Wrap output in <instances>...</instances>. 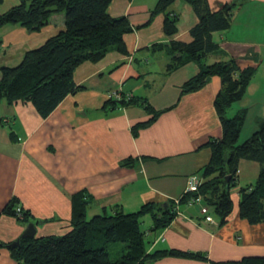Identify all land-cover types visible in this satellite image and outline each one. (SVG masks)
<instances>
[{
  "label": "crops",
  "instance_id": "1",
  "mask_svg": "<svg viewBox=\"0 0 264 264\" xmlns=\"http://www.w3.org/2000/svg\"><path fill=\"white\" fill-rule=\"evenodd\" d=\"M157 1L109 4L111 16H126L132 26L124 36L128 52L112 50L100 61L83 62L74 74L80 90L50 115L42 116L29 102L0 105L1 241L17 240L30 223H35L36 236L66 233L71 229L73 198L80 193L89 200L88 219L116 207L131 213L149 202L167 206L183 197L188 177L201 175L210 162L212 149L205 144L223 133L215 106L223 84L219 76H211L201 89L182 94V85L199 72V66L179 64L166 46L172 39L192 41L190 30L199 19L191 5L177 0L167 9L178 17V32L170 37L164 30L166 13L151 19ZM232 1L239 8L238 0H209L214 8ZM19 2L4 0L0 14ZM233 21L230 29L214 32L220 50L207 55L205 62L235 59L241 68L256 67V61L243 57L254 47L260 61L264 42L234 36L240 25L234 27ZM251 28L246 26L261 34ZM65 29L64 13L53 14L41 31L4 25L0 67L17 65L27 51ZM140 99L163 112L135 130L151 116ZM127 159L134 160L133 165H126ZM259 172V162L240 160L238 185L232 189L234 210L223 225L217 217L213 223L200 220V205L182 200L181 212L167 227L153 230L151 217L146 226L148 252L179 249L202 257L168 256L145 264H213L264 255V222L251 224L240 216L239 208L240 188L253 184ZM13 198L18 208L29 211V221L4 212ZM0 264H16L7 248H0Z\"/></svg>",
  "mask_w": 264,
  "mask_h": 264
},
{
  "label": "trees",
  "instance_id": "2",
  "mask_svg": "<svg viewBox=\"0 0 264 264\" xmlns=\"http://www.w3.org/2000/svg\"><path fill=\"white\" fill-rule=\"evenodd\" d=\"M3 1L0 0V5ZM112 1L20 0L0 14V29L6 24H19L29 31H41L55 13H64L66 24L64 31L27 51L17 65L0 67V105L2 102H29L46 117L69 94L80 90L74 74L83 62L100 61L112 50L127 53L124 36L132 31V26L126 16L114 17L109 14L108 7ZM176 1L158 0L151 11V19L157 14L166 13L164 30L170 37L178 32V17L167 12V9ZM184 1L192 6L199 19L190 30L192 41L185 43L172 39L166 48L179 64L196 62L199 66V72L182 85V94L201 89L209 76L221 78L223 87L216 97L215 106L223 133L220 138L205 144L211 147L212 157L200 173L202 183L199 191L184 193L179 198L180 204L181 200L185 204L201 195L202 203L210 208V214L219 219L220 225L225 224L234 210L232 189L238 185L240 160H254L259 162L260 172L253 184L239 190L240 216L251 224L264 222V121L249 138L238 143L247 119V109H240L233 116L228 115L232 105L244 98L256 67L241 68L235 59L212 64L205 62L207 55L220 50L219 43L213 38L214 32L232 27L236 2H226L214 8L209 0ZM108 103L117 102L110 100ZM140 103L151 116L136 125L135 130L150 125L163 112L154 109L143 99H140ZM133 163L132 159L125 161L126 165ZM88 204L86 195L80 193L74 196L71 229L66 233L20 237V243L15 246H11L12 242L0 240V248H7L16 264H145L168 256L202 257L201 254L179 249L147 251L143 218L151 215L153 230L167 227L178 215L176 200L159 207L149 202L131 213L116 207L111 213L97 214L90 219L87 217ZM17 206L18 200L13 198L5 206L4 212L29 221V211L20 208V217ZM200 218L204 221V215ZM122 243L124 246L121 245L119 256L113 258L110 246ZM213 264H264V255L244 256L239 260Z\"/></svg>",
  "mask_w": 264,
  "mask_h": 264
},
{
  "label": "rangeland",
  "instance_id": "3",
  "mask_svg": "<svg viewBox=\"0 0 264 264\" xmlns=\"http://www.w3.org/2000/svg\"><path fill=\"white\" fill-rule=\"evenodd\" d=\"M238 2L240 5L239 8H236V11H234L235 15L233 22H235L234 27H237L238 24L240 27L233 32V35L241 38L252 37L258 42H264V3L258 2L257 0H238ZM246 26H250V28L254 26L256 30L260 29L261 34L258 35L256 31H249L246 29ZM256 34L259 37H255L257 36ZM256 64L257 66L252 81L246 90L242 102H235L228 111V115L233 116L237 110L247 109V119L238 143L244 142L253 132L260 128V124L257 122L258 120L264 121V44L263 56ZM143 219L142 228L146 230V226L151 223V216L147 215ZM121 245L124 246L123 243L119 245L112 244L110 246L113 258L119 256L118 251L121 249Z\"/></svg>",
  "mask_w": 264,
  "mask_h": 264
},
{
  "label": "built area",
  "instance_id": "4",
  "mask_svg": "<svg viewBox=\"0 0 264 264\" xmlns=\"http://www.w3.org/2000/svg\"><path fill=\"white\" fill-rule=\"evenodd\" d=\"M201 183H202V177L200 175L194 174V175L189 176L184 193L189 194L193 192H198ZM202 201H203V197L201 195L198 196L197 198L190 199L191 204L197 203L198 205H200V211H201V214L204 215V221L208 223H213L215 219L213 215L210 214V208L207 205H204ZM176 205H177L178 214H179L181 212L180 206H179L180 205L179 199H176ZM18 215L22 217L20 208L18 209Z\"/></svg>",
  "mask_w": 264,
  "mask_h": 264
},
{
  "label": "water",
  "instance_id": "5",
  "mask_svg": "<svg viewBox=\"0 0 264 264\" xmlns=\"http://www.w3.org/2000/svg\"><path fill=\"white\" fill-rule=\"evenodd\" d=\"M243 58L245 59H251V60H254L256 62L259 61V53L255 51V48L254 47H251L249 50H248V54H246ZM211 77L209 76L207 78V81H210ZM119 103H122V100H118ZM36 233H37V229H36V226H35V223H30L25 231L23 232V234L21 235V237H35L36 236ZM20 243V239L18 238L17 240L13 241L11 243V246H15V245H18Z\"/></svg>",
  "mask_w": 264,
  "mask_h": 264
}]
</instances>
